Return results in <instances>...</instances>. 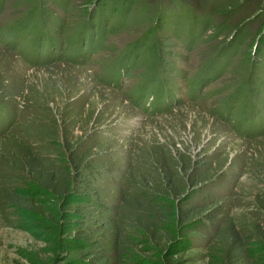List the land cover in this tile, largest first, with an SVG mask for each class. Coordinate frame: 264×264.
<instances>
[{
    "label": "rangeland",
    "instance_id": "obj_1",
    "mask_svg": "<svg viewBox=\"0 0 264 264\" xmlns=\"http://www.w3.org/2000/svg\"><path fill=\"white\" fill-rule=\"evenodd\" d=\"M88 17L96 28L81 45ZM37 33L55 49L39 56ZM214 62L216 73L228 64L193 98L191 81ZM153 76L178 104L133 103L153 93ZM27 145L44 157H87L100 198L121 211L132 169L155 175L150 160L172 157L184 182L197 181L183 207L216 210L189 232L182 263L209 264L230 217L244 240L241 263L264 264V0H0V184L14 173L2 157ZM23 224L0 202V264H46L45 242Z\"/></svg>",
    "mask_w": 264,
    "mask_h": 264
},
{
    "label": "trees",
    "instance_id": "obj_2",
    "mask_svg": "<svg viewBox=\"0 0 264 264\" xmlns=\"http://www.w3.org/2000/svg\"><path fill=\"white\" fill-rule=\"evenodd\" d=\"M93 19L88 17L80 26L81 45L89 42L85 35L90 26L96 28ZM35 37L39 56L45 47L55 49V38L41 33ZM227 64L216 73L218 62L207 63L202 75L191 81L192 97H198ZM113 82L122 88V82ZM153 84V93H135L133 103L145 108L152 99L154 110H160L161 105L164 110L172 101L178 104L180 99L168 81L153 76ZM27 146L25 153L2 157L14 173L2 178L0 202L15 211L24 229L45 242L50 252L46 264H183L181 255L190 246L189 232L210 225L216 218V210L206 205L183 207L189 196L186 186L193 187L197 181L188 175L184 182V166L171 163L172 157L150 160L158 167L155 175L132 169V186L122 195L126 209L121 211L100 198L97 171L87 157H44L34 152L32 145ZM3 180L23 186H11ZM111 211L117 212L115 217L108 215ZM245 250L234 219L228 217L209 245V264H242Z\"/></svg>",
    "mask_w": 264,
    "mask_h": 264
}]
</instances>
